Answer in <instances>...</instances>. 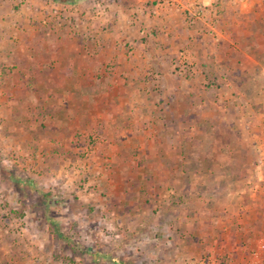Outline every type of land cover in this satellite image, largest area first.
Returning <instances> with one entry per match:
<instances>
[{"label":"crops","instance_id":"0c3cea01","mask_svg":"<svg viewBox=\"0 0 264 264\" xmlns=\"http://www.w3.org/2000/svg\"><path fill=\"white\" fill-rule=\"evenodd\" d=\"M104 1L94 39L57 20L66 3L25 4L3 32L5 81L24 84L23 107L39 111L47 126L40 142L53 151L98 130L106 150L138 153L152 169L142 176L163 184L145 193L144 216L138 206L128 211L135 230L151 236L136 242L146 264H196L239 211L226 185L249 176L264 184V159L254 168L248 160L264 148V0L227 3L214 31L188 26L174 6ZM89 9L79 18L91 19ZM255 192L263 197L264 185ZM216 201L224 221L211 217L207 203L215 209Z\"/></svg>","mask_w":264,"mask_h":264},{"label":"rangeland","instance_id":"374dc122","mask_svg":"<svg viewBox=\"0 0 264 264\" xmlns=\"http://www.w3.org/2000/svg\"><path fill=\"white\" fill-rule=\"evenodd\" d=\"M32 1L46 5L63 2L0 0V47L6 21L22 13L25 4L33 5ZM80 2L85 3L82 8ZM63 3L66 15L62 8L55 14L57 20L65 19L61 25L91 34V39L100 34L96 29L102 30L101 22L79 18L85 8L93 15L92 0ZM0 63V264H146V249L136 242L151 240V236L143 229L135 230V214L129 212L138 206L144 216V204L140 203L146 202L145 193L153 192L154 186L157 193L163 190L158 187L163 184L142 176L152 175L151 167L136 162L138 153L134 151L130 153L133 159H128L106 150L97 129L83 138L75 137L69 150L53 151L42 145L39 138L47 126L34 107L29 111L23 107L24 84L6 82L11 74L5 70L6 62ZM31 98L36 100L33 94ZM80 141V145L75 143ZM252 154L248 160L254 168L264 159V148L262 152L254 149ZM254 178L226 185L224 189L234 193L232 205L239 209L226 220L219 213L223 204L216 201L214 209L207 203L216 222L225 220L223 223L232 227L216 234L215 247H205L206 252L196 261L205 258L208 263H234L257 246L264 235V196L259 197L255 189L264 184L254 182ZM244 188L247 191L241 192ZM166 191L175 194L172 187ZM135 192L140 194L137 205ZM239 207H247L246 212Z\"/></svg>","mask_w":264,"mask_h":264},{"label":"built area","instance_id":"2783aa9c","mask_svg":"<svg viewBox=\"0 0 264 264\" xmlns=\"http://www.w3.org/2000/svg\"><path fill=\"white\" fill-rule=\"evenodd\" d=\"M93 1V19L99 17L104 12V0ZM149 1V0H148ZM244 0H151L160 6H168L181 10L186 23L189 26L201 23L207 31H214L221 19L224 6L229 2H241ZM155 5V4H154ZM205 258L196 261V264H217ZM226 264V263H225ZM229 264H264V235L259 239L257 246L249 251L248 256L242 260Z\"/></svg>","mask_w":264,"mask_h":264},{"label":"trees","instance_id":"16d2710c","mask_svg":"<svg viewBox=\"0 0 264 264\" xmlns=\"http://www.w3.org/2000/svg\"><path fill=\"white\" fill-rule=\"evenodd\" d=\"M57 1H63V2H70V1H71V2H74V3H75V2H77L78 0H57Z\"/></svg>","mask_w":264,"mask_h":264}]
</instances>
